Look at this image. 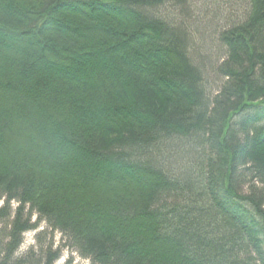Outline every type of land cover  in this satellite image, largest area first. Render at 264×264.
Listing matches in <instances>:
<instances>
[{
  "label": "trees",
  "instance_id": "1",
  "mask_svg": "<svg viewBox=\"0 0 264 264\" xmlns=\"http://www.w3.org/2000/svg\"><path fill=\"white\" fill-rule=\"evenodd\" d=\"M0 200V264H56L42 223L91 264H264V0H0Z\"/></svg>",
  "mask_w": 264,
  "mask_h": 264
},
{
  "label": "rangeland",
  "instance_id": "2",
  "mask_svg": "<svg viewBox=\"0 0 264 264\" xmlns=\"http://www.w3.org/2000/svg\"><path fill=\"white\" fill-rule=\"evenodd\" d=\"M200 46H202L201 43ZM202 50L199 49L200 53H204V49ZM215 57L214 59H216ZM2 204L3 201L0 200V206ZM36 218L37 217L34 216V219ZM42 238H44L45 244L53 245V250H61L62 257L56 264H91L88 260L82 259L76 252L68 248L66 246V239L63 237V235L59 232H54L45 223H42L38 230L26 234L24 244L20 249V253L27 252L30 248H36V250H38V246H40V242L38 241H40Z\"/></svg>",
  "mask_w": 264,
  "mask_h": 264
}]
</instances>
